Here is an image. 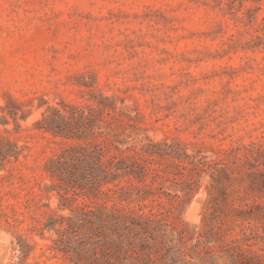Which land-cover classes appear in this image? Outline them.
<instances>
[{
    "label": "rangeland",
    "instance_id": "obj_1",
    "mask_svg": "<svg viewBox=\"0 0 264 264\" xmlns=\"http://www.w3.org/2000/svg\"><path fill=\"white\" fill-rule=\"evenodd\" d=\"M100 93L132 117L137 148L176 144L215 163L213 176L185 172L198 188L174 201L173 220L196 238L219 223L226 231L214 248L245 232L248 249L261 253L264 0H0V140L20 150L0 166V264H71L47 226L55 212L68 213L46 172L62 140L34 125L48 106L96 107ZM219 170L225 199L211 186ZM178 185L163 189L182 195ZM113 204L148 214L140 205L151 202Z\"/></svg>",
    "mask_w": 264,
    "mask_h": 264
},
{
    "label": "trees",
    "instance_id": "obj_2",
    "mask_svg": "<svg viewBox=\"0 0 264 264\" xmlns=\"http://www.w3.org/2000/svg\"><path fill=\"white\" fill-rule=\"evenodd\" d=\"M99 97L96 107L48 106L34 125L62 140L60 150L46 162L60 197L58 209L68 210L65 215L55 212L47 224L54 231L53 249L71 264H207L214 253L226 260L224 264H264V247L261 253L248 249L254 239L245 232L214 248L220 231H226L219 223L210 224L196 238L170 217L174 201H188L198 188V180L188 174L210 169L213 176L218 171L215 163L189 155L176 144L148 140L137 148L129 131L134 128L132 117L117 107L115 97L101 93ZM19 155L15 142L0 140V166L17 161ZM163 161L176 173L166 171ZM222 173L219 170L217 179L213 177L211 186L225 199L224 189L217 186ZM164 182L179 184L182 195L166 192ZM77 197L93 200L74 204ZM115 199L150 200V205H140L150 211L138 214L107 205ZM258 238L264 243V235Z\"/></svg>",
    "mask_w": 264,
    "mask_h": 264
}]
</instances>
